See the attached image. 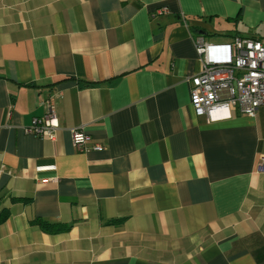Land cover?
<instances>
[{
  "label": "crops",
  "instance_id": "1",
  "mask_svg": "<svg viewBox=\"0 0 264 264\" xmlns=\"http://www.w3.org/2000/svg\"><path fill=\"white\" fill-rule=\"evenodd\" d=\"M227 29L264 44V0H0V264H264V106L191 105Z\"/></svg>",
  "mask_w": 264,
  "mask_h": 264
},
{
  "label": "built area",
  "instance_id": "2",
  "mask_svg": "<svg viewBox=\"0 0 264 264\" xmlns=\"http://www.w3.org/2000/svg\"><path fill=\"white\" fill-rule=\"evenodd\" d=\"M196 51L202 61V71L190 79L191 105L198 116L210 122L231 117L233 110L254 117L264 106V44L250 37H235L231 43L212 44L199 37ZM47 112L35 117L25 132L56 141L61 128L53 101H43ZM225 111L224 116L216 113ZM75 147L80 152L89 149L102 152L101 144L89 145L90 136L81 128L71 130ZM4 172L0 169V176Z\"/></svg>",
  "mask_w": 264,
  "mask_h": 264
},
{
  "label": "trees",
  "instance_id": "3",
  "mask_svg": "<svg viewBox=\"0 0 264 264\" xmlns=\"http://www.w3.org/2000/svg\"><path fill=\"white\" fill-rule=\"evenodd\" d=\"M9 215H10V212L8 210L0 212V225L3 224L9 218ZM35 224H37L43 230H45L51 234H57L58 232H65V231L69 230V228H70V226L61 225V224L50 225L48 222L42 221V220H36Z\"/></svg>",
  "mask_w": 264,
  "mask_h": 264
},
{
  "label": "rangeland",
  "instance_id": "4",
  "mask_svg": "<svg viewBox=\"0 0 264 264\" xmlns=\"http://www.w3.org/2000/svg\"><path fill=\"white\" fill-rule=\"evenodd\" d=\"M227 31L228 32L225 33V35H222L221 33H217L218 35L213 36L212 40H214V42H222V41H224L223 37L227 36V37H229V38L225 37V38H227V41L229 40L230 42H232L233 38L235 36V33H234V31L232 29L231 30L227 29Z\"/></svg>",
  "mask_w": 264,
  "mask_h": 264
}]
</instances>
